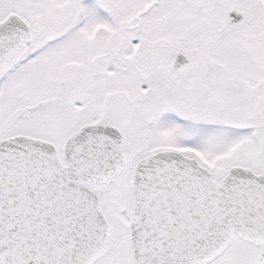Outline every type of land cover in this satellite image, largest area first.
Instances as JSON below:
<instances>
[{"label":"snow or ice","instance_id":"obj_1","mask_svg":"<svg viewBox=\"0 0 264 264\" xmlns=\"http://www.w3.org/2000/svg\"><path fill=\"white\" fill-rule=\"evenodd\" d=\"M0 264H264V0H0Z\"/></svg>","mask_w":264,"mask_h":264}]
</instances>
